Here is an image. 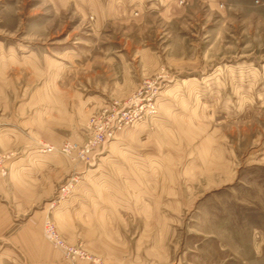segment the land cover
Segmentation results:
<instances>
[{
  "label": "rangeland",
  "instance_id": "obj_1",
  "mask_svg": "<svg viewBox=\"0 0 264 264\" xmlns=\"http://www.w3.org/2000/svg\"><path fill=\"white\" fill-rule=\"evenodd\" d=\"M1 65L9 121L57 123L61 145L84 146L92 117L152 97L156 112L95 147L87 171L126 131L133 147L180 161V212H141L122 192L98 214L92 198L84 242L45 216L92 257L81 262L107 264L111 251L114 264H264V0H0ZM12 249L0 264H34Z\"/></svg>",
  "mask_w": 264,
  "mask_h": 264
},
{
  "label": "crops",
  "instance_id": "obj_2",
  "mask_svg": "<svg viewBox=\"0 0 264 264\" xmlns=\"http://www.w3.org/2000/svg\"><path fill=\"white\" fill-rule=\"evenodd\" d=\"M7 72L8 69L1 65L0 150L10 154L6 161L8 174L5 177L0 174L1 258H9L1 250L3 245H11L12 250H17L34 264H63L65 259L62 252L55 249L42 235L45 216L50 213L53 220L62 224L58 226L64 229L67 239L84 242L89 238V233L88 227L82 223L87 224L89 221V200L92 198L103 209L97 211L98 214L114 213V200L122 192L128 197L141 199L136 205L141 212H151L153 209L152 212L167 213L170 207L171 212L182 210L185 191L184 180L180 177V161L156 158L152 152L148 153L142 147H133L132 144L136 146L138 143L136 139L139 135H132V131L124 132L121 140L107 146L109 154L104 155V150L98 158L97 168L91 170V173L87 171L83 161L72 160L64 154L40 151V143L59 147L66 137L58 134L57 123L52 127L38 125L25 130L15 125V116L9 121V96L4 88L6 82L8 84V78H3ZM79 174L80 181L78 180L71 195L56 203L53 209L50 208V201L55 197L58 186ZM79 183L80 189L77 188ZM91 183L97 189L89 188L88 184ZM153 197L161 200L157 203L159 209L149 204ZM100 198L103 199L101 203L98 202ZM22 218L24 222L21 224L19 220ZM55 224L57 226L56 222ZM105 236L106 234L97 233V243L106 244ZM102 256L107 264L121 261V257L115 252L106 251ZM68 264L88 263L77 261Z\"/></svg>",
  "mask_w": 264,
  "mask_h": 264
},
{
  "label": "built area",
  "instance_id": "obj_3",
  "mask_svg": "<svg viewBox=\"0 0 264 264\" xmlns=\"http://www.w3.org/2000/svg\"><path fill=\"white\" fill-rule=\"evenodd\" d=\"M154 110L155 106L152 97H148L147 99L146 95L135 93L124 106L116 103L112 108L105 109L101 115L91 118L94 135L84 146L74 142H66L60 147L46 145L43 151L62 153L71 157L72 160L86 163L95 147L110 142L126 127L133 126L146 119L149 115L154 114L156 112ZM7 159L8 156L0 152V173L2 176L8 174ZM78 180V176L73 177L57 188L55 194L56 201L52 202V208L55 207L56 203L65 200L71 195ZM43 229L48 241L54 247L61 250L65 258L71 263L80 260H92V257L83 248L71 245L65 240L49 216L44 221Z\"/></svg>",
  "mask_w": 264,
  "mask_h": 264
},
{
  "label": "bare ground",
  "instance_id": "obj_4",
  "mask_svg": "<svg viewBox=\"0 0 264 264\" xmlns=\"http://www.w3.org/2000/svg\"><path fill=\"white\" fill-rule=\"evenodd\" d=\"M56 248V247H55Z\"/></svg>",
  "mask_w": 264,
  "mask_h": 264
}]
</instances>
